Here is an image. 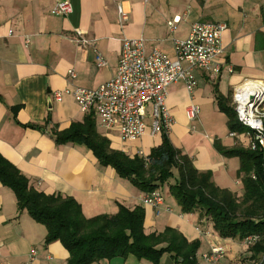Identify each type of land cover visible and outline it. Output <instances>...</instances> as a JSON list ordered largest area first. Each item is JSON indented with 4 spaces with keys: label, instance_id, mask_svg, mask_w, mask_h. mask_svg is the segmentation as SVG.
<instances>
[{
    "label": "crops",
    "instance_id": "0c3cea01",
    "mask_svg": "<svg viewBox=\"0 0 264 264\" xmlns=\"http://www.w3.org/2000/svg\"><path fill=\"white\" fill-rule=\"evenodd\" d=\"M62 2L71 5V13L52 15L51 8ZM118 5L129 14L122 28L118 26ZM175 18L179 21L171 31L167 23ZM196 22L227 25L221 38L220 72L210 77L206 71L195 70L196 87L191 94L182 82L167 88L165 104L172 118L167 136L196 170L210 172L218 188L240 197L239 159L224 155L216 144L222 150L244 147L246 137L245 133L231 136L218 97L232 104L233 89L247 82L254 85L253 90H264L258 85H264V0H0V154L37 190L73 198L86 218L114 215L118 205L127 209L140 206L145 234L171 228L188 242H199L197 264H202V254L217 245L226 251L217 264H254L242 242L220 238L198 212L180 213L167 185L160 189L166 190L164 207L171 212L164 207H143L142 193L112 168L101 166L88 148L56 144L52 134L84 117L71 95L64 94L56 102L53 94L69 85L96 89L109 81L123 39L140 38L146 54L158 49L174 59L173 41L185 40ZM74 30L93 44L77 46ZM95 50L105 59L104 67L96 65ZM69 70L76 74L72 81ZM190 104L199 108L194 121L186 116ZM14 107L18 108L16 119L10 112ZM48 115L51 121L45 129L22 127L44 125ZM93 118L96 131L109 141L111 149L129 156L137 152L146 156L161 142V135L151 136L149 131L134 142H123L116 132L101 129ZM45 237V227L19 211L13 192L0 184V264H23L31 250L35 251L32 264H66L68 253L61 243L44 244ZM93 264L150 263L128 256ZM161 264L175 263L164 254Z\"/></svg>",
    "mask_w": 264,
    "mask_h": 264
},
{
    "label": "trees",
    "instance_id": "16d2710c",
    "mask_svg": "<svg viewBox=\"0 0 264 264\" xmlns=\"http://www.w3.org/2000/svg\"><path fill=\"white\" fill-rule=\"evenodd\" d=\"M218 104L227 117L231 134L251 132L237 120L230 100L218 97ZM17 110V107L10 108L14 119ZM93 117V114H87L81 122H72L62 131L53 130L55 143L84 145L101 166L112 168L119 178L130 182L141 193H152L167 185L180 213L198 212L199 217L206 218L222 239L241 243L248 236H257L259 240L248 247L250 259L259 263L260 258H264V152L259 148L251 150L242 146L222 150L216 144L224 155L239 159L237 176L243 193L237 197L218 188L210 172L196 170L190 158L173 147L167 133L160 134V144L142 159L111 149L109 141L96 131ZM50 121L48 115L44 125L22 127L42 130ZM0 184L13 192L19 211H25L45 227L44 244L61 243L68 253L66 264H93L128 256L150 264H161L164 254L175 264H197L199 242H188L171 228H165L158 234H145L144 209L140 206L127 209L118 205L114 215L86 218L73 198L37 190L1 154Z\"/></svg>",
    "mask_w": 264,
    "mask_h": 264
},
{
    "label": "built area",
    "instance_id": "2783aa9c",
    "mask_svg": "<svg viewBox=\"0 0 264 264\" xmlns=\"http://www.w3.org/2000/svg\"><path fill=\"white\" fill-rule=\"evenodd\" d=\"M50 13L66 16L71 13V5L68 2L57 3ZM117 15L118 26L122 28L127 23L129 14L118 5ZM178 21V18H175L168 22V28L172 31L173 24ZM226 28L225 23H193L185 40L173 41L174 59H170L158 49L146 54L144 41L140 38L123 39L117 68L109 81L96 89L69 85L63 91L55 92L53 99L59 102L64 94L71 95L82 114H93L101 129L116 132L123 142H134L147 131L151 136L160 135L162 132L168 134L172 118L165 104L167 88L182 82L186 91L191 94L196 87L193 75L195 70L206 71L210 77L218 75V60L224 53L221 38ZM74 32L73 40L77 46L86 48L93 44V41L79 30ZM95 59L98 67L106 65L105 59L96 50ZM67 76L71 81L76 78L73 70H69ZM258 85L264 89V85ZM241 86L233 89L232 106L239 123L251 131L245 134L247 148H259L264 152V93L259 96L244 93L240 90ZM198 114V106L190 104L186 110L187 118L194 121ZM135 155L142 159L146 157L141 152ZM164 201L160 190L142 193L140 197L143 207L148 206L156 210L164 207ZM164 208L166 212H171L170 208ZM258 240L257 236L252 235L246 237L242 244L251 247ZM225 253L223 246H212L207 253L200 256V261L202 264H217L224 258ZM34 259L35 251L31 250L23 264H32ZM254 264H264V258Z\"/></svg>",
    "mask_w": 264,
    "mask_h": 264
},
{
    "label": "bare ground",
    "instance_id": "6f19581e",
    "mask_svg": "<svg viewBox=\"0 0 264 264\" xmlns=\"http://www.w3.org/2000/svg\"><path fill=\"white\" fill-rule=\"evenodd\" d=\"M252 83H254V82H252ZM254 85L252 84H250V83H247V84H243V86L242 87H240V90H241V92H244V93H251L252 95H260L261 93H264V90H262V91H257V90H253V87Z\"/></svg>",
    "mask_w": 264,
    "mask_h": 264
},
{
    "label": "rangeland",
    "instance_id": "374dc122",
    "mask_svg": "<svg viewBox=\"0 0 264 264\" xmlns=\"http://www.w3.org/2000/svg\"><path fill=\"white\" fill-rule=\"evenodd\" d=\"M262 108H264V106H262ZM147 112H149V109H147ZM243 145H244V148H247V140H246V142H244L243 143ZM246 146V147H245ZM160 191L162 192V193H166V190H162V189H160ZM165 191V192H164ZM164 195V194H163ZM173 205H174V203H173ZM175 206H177L176 204H175ZM165 256H168L167 254H165Z\"/></svg>",
    "mask_w": 264,
    "mask_h": 264
},
{
    "label": "water",
    "instance_id": "95a60500",
    "mask_svg": "<svg viewBox=\"0 0 264 264\" xmlns=\"http://www.w3.org/2000/svg\"><path fill=\"white\" fill-rule=\"evenodd\" d=\"M49 108H50V106H49Z\"/></svg>",
    "mask_w": 264,
    "mask_h": 264
}]
</instances>
